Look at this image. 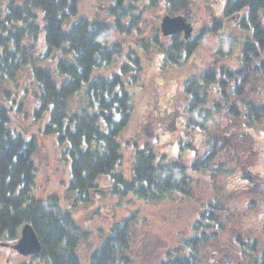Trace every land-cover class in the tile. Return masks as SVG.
Here are the masks:
<instances>
[{"label":"trees","instance_id":"1","mask_svg":"<svg viewBox=\"0 0 264 264\" xmlns=\"http://www.w3.org/2000/svg\"><path fill=\"white\" fill-rule=\"evenodd\" d=\"M108 1V15L113 18L118 32L130 34L132 30L138 31L136 44L147 52L149 48L141 41V32L135 27L145 9L153 7L158 0ZM226 1L225 14H233L240 19L236 27L240 35L218 34V55L213 61L215 70H209L210 74L205 76L190 77L184 83L187 127L198 125L202 134V153L196 154L190 167L195 171H211L212 177L222 167L235 161L236 152L230 135L208 133L210 112L205 108L207 86L210 83L218 86L229 118L236 120L242 115L247 126L264 123L262 97L259 105L252 101L242 102L243 114L236 105L229 104L228 99L231 94L235 100H241L249 79L255 78L256 74V80L264 79V0ZM78 4L79 0H25L21 5L11 1L6 17L10 27H0L2 31L8 30L6 43L11 46V50L6 51L8 55L0 58V79L2 74L12 76L20 66L31 64L40 90L39 112L48 111L50 114L45 133H57L60 142L64 143V154L70 160L69 191L76 194L83 204L90 203L92 191L97 190V179L109 175L115 180L111 193L122 197L132 192L150 203L168 198L171 193L189 190L192 183L187 175L189 166L180 157L169 159L155 153L150 146H144L133 156L130 180L120 174L114 175L122 159L118 137L130 121L132 98L119 75L92 76L96 68L111 65L115 61L114 53H118L122 46L119 44L121 42L111 40V24L99 18H78L73 21L79 12ZM33 7L43 12L46 50L40 58L29 55L37 47L39 34ZM217 29L214 23L209 30H201L194 42H183L184 46L181 41L173 39L169 49L160 47V50H165L164 61L168 63L166 59L171 58L173 50L184 54L177 58L178 61L187 59L195 45L193 43L201 42L208 32L216 33ZM30 38L34 42L29 46L24 41ZM234 48L239 50L236 60L239 67L236 71L229 70L228 62V65L218 67L216 71L219 63L233 57ZM48 57L53 60V70L37 65ZM132 61L131 83H137L142 68L138 56ZM217 72L220 78L227 75V85L232 87L230 93L226 92L223 78L215 79ZM81 93L84 101L79 110L72 112L70 100ZM214 107L220 110L222 106L217 103ZM9 123L7 109L0 107V242H14L19 238L23 226L30 224L41 244V252L32 258H41L46 264H81L77 248L85 238L84 233L74 222L71 213L60 207L56 195L40 200L31 194L35 185L36 169L32 161L35 145L33 140L14 133ZM190 129L194 130L193 127ZM188 145L191 147V143ZM219 158L226 161L218 162ZM213 164L218 167L212 168L215 166ZM217 203L200 213L194 223L195 230H203L185 240L181 247L169 250L161 264H200L198 255L202 246L209 238L217 237L218 230L222 228L216 218L224 209ZM135 235L136 222L133 217L114 224L108 239L91 254L89 264H127L126 254ZM255 245L251 243L247 252L258 254ZM251 264H264V250L252 259Z\"/></svg>","mask_w":264,"mask_h":264},{"label":"rangeland","instance_id":"2","mask_svg":"<svg viewBox=\"0 0 264 264\" xmlns=\"http://www.w3.org/2000/svg\"><path fill=\"white\" fill-rule=\"evenodd\" d=\"M11 1L21 5L25 0H0V27L3 25L7 29L10 25L6 17ZM108 6V0H79V12L73 21L78 18H99L111 24V40L121 42L119 44L122 49L114 53L115 61L109 66L96 68L92 76L119 75L132 98L130 121L118 137L122 159L113 173L130 180L133 156L144 146H150L155 153L166 158L180 157L189 166L187 175L192 179L191 186L187 191L174 192L168 198L150 203L132 192L122 197L111 193L115 180L109 175L97 179V190L92 191L90 203L83 204L76 194L69 191L70 160L64 154L65 145L60 142L57 133H45L50 114L48 111L39 112L40 90L33 77L31 64H24L12 76L2 74L0 107L7 109L11 130L34 142L32 161L36 171L31 194L40 200L56 195L60 207L71 213L74 222L85 235L77 248L81 264H89L91 254L108 239L114 224L132 217L136 222V235L126 254L127 264H161L169 250L181 247L185 240L203 230H195L193 225L199 219V214L216 202L224 209L216 218L222 228L218 230L217 237L209 238L202 246L198 255L200 264H251L252 259L264 250V123L247 126L242 115L236 120L229 118L225 102L220 99L218 86L210 83L205 98V108L210 112L208 133L232 137L235 161L222 167L214 177L211 171H195L190 165L196 154L202 153V134L198 125L190 126L194 128L193 131L187 127V97L183 90L189 74L201 75L206 70H215L213 61L218 55L217 36L227 33L239 36L236 28L239 19L236 18L234 22L235 15L225 14L226 0H158L153 7L145 9L135 27L136 30L139 28L141 41L149 48L145 52L136 44L138 31L132 30L130 34L118 32L113 18L108 15ZM32 12L37 17L39 34L37 47L29 55L40 58L46 50L43 12L38 7H33ZM178 15H185L191 23L196 33L194 41L201 30H209L214 23L219 28L216 33L208 32V36L198 43L194 51V59L201 57L199 70L194 69L197 64H193L198 63V60H188L187 57L178 61V56L183 55L175 50L171 52V58L166 59L168 63L162 64L165 50H160V47L166 46L169 49L172 41L161 34L160 24L165 16ZM124 24L126 26L127 22ZM7 35L8 30H0V58L7 56L6 51L11 50V46L6 43ZM156 41L158 47L155 46ZM33 42L31 38L24 41L29 46ZM238 51V48H234L233 57L219 63L216 69L228 65L227 62L231 70L237 69ZM136 56L139 57L142 71L140 81L131 83L134 68L132 60ZM51 61L48 57L45 62L39 61L37 65L53 70L54 63ZM158 77L167 79L175 91L176 86H180L179 92H176V106L165 116L153 115L151 112L156 107L153 81ZM170 86H167L168 89ZM226 91L230 93L232 87L228 86ZM229 95V104L236 105L243 114L242 102L261 104L260 98L264 99V79H249L241 100H235ZM83 101L82 93L71 99V111L79 110ZM217 103H221L220 110L214 107ZM217 161L222 163L226 159L219 158ZM217 167L215 165L212 168ZM18 240L0 242V264H46L41 258L20 255L14 248ZM251 243H256L258 254L247 252Z\"/></svg>","mask_w":264,"mask_h":264},{"label":"flooded vegetation","instance_id":"3","mask_svg":"<svg viewBox=\"0 0 264 264\" xmlns=\"http://www.w3.org/2000/svg\"><path fill=\"white\" fill-rule=\"evenodd\" d=\"M175 18H180L182 23L184 24V26L186 28H191L192 29V33H191V35H190V37L188 39H185V33L184 32H181V33H178L176 35H173V36H170V37H166V38L171 39V41H173V39L176 38L178 41L182 42L183 46H184L183 42L184 43H186L188 41L189 42H193L194 38H196V33L193 31V27H192L191 23H189L187 21V17L185 15H178ZM236 18H238V17L237 16L234 17V22L236 21ZM239 21H240V19H239ZM239 21H237V22H239ZM193 44H195V43H193ZM198 45H199L198 43L195 44L191 48L190 54L188 55V60H191L192 58H193L194 61L198 60V63L197 62L193 63V64H197V65H194V69H197V70L200 69V67H198V66L200 65L199 61H200L201 57L197 56L194 59V54H195L194 51L197 50ZM170 55H172V53H170ZM182 55H184V54H182ZM164 59H165V56H164ZM164 59L162 58V62H163L162 64L163 65L165 64L164 63L165 62ZM220 67H222V66H220ZM171 68L172 67L170 66V69ZM167 69H169V68H167ZM218 70L219 69H216V71H218ZM229 70L230 71H236V69H234V70L229 69ZM208 74H210L209 70L208 71L206 70L201 75L192 73V74H189L186 79L188 80L190 77H193V76L201 77V76H205V75H208ZM215 74H216V78L215 79H218V78L219 79H222V78L224 79V81L226 82V86L225 87L227 88L228 87V85H227V79L228 78L226 77L227 75L225 74V76L220 78L219 75H218V72L215 73ZM257 76L258 75L256 74L255 79H257ZM186 79H185V82L187 81ZM153 84H154L153 87L155 89V94H156V98H155V101H154L156 107L153 108L152 109L153 111L151 110V112L154 113L153 115L165 116L167 113H169L171 110H173V108L176 106V100H177L176 92L177 91L179 92L180 86L177 85L176 86V91H175V89L171 88L170 82H168L167 79H164L162 77L155 78L154 81H153ZM168 85L170 86V89H168V87H167ZM183 90H184V87H183Z\"/></svg>","mask_w":264,"mask_h":264},{"label":"water","instance_id":"4","mask_svg":"<svg viewBox=\"0 0 264 264\" xmlns=\"http://www.w3.org/2000/svg\"><path fill=\"white\" fill-rule=\"evenodd\" d=\"M160 30L164 37H170L184 32L185 39H188L192 33L191 28H186L180 18H171L165 16L160 24ZM15 250L23 256H35L41 252V244L30 224L23 226Z\"/></svg>","mask_w":264,"mask_h":264}]
</instances>
